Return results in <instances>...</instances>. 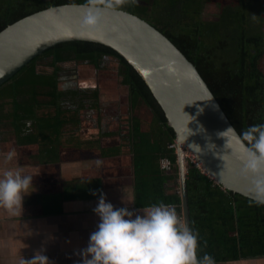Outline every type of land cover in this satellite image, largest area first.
Instances as JSON below:
<instances>
[{
  "label": "trees",
  "instance_id": "obj_1",
  "mask_svg": "<svg viewBox=\"0 0 264 264\" xmlns=\"http://www.w3.org/2000/svg\"><path fill=\"white\" fill-rule=\"evenodd\" d=\"M212 3L219 7L218 15L204 20L203 9ZM63 5L105 7L136 16L166 37L196 68L238 133L264 123V0H125L122 4L116 0H0V32L25 17ZM109 61L117 64L130 111L145 107L150 122L142 131V122L133 117L128 138L101 133L91 142H81L74 132L79 113L87 107L95 110L99 94L97 90L91 94L83 89L63 91L64 66L88 65L99 72ZM8 126L17 144L40 140L54 160L58 150L79 146L83 152L91 145L96 151L102 139L115 137L120 145L102 149L100 158H118L123 149L128 150L136 206L163 201L174 205L180 216L178 194H167L177 187L174 150L169 149L175 142L174 131L144 82L112 50L75 42L35 58L0 87V141L10 133L5 131ZM161 159L172 164L169 172L159 169ZM168 183L171 187H166ZM184 184L190 227L199 233L198 257L207 253L217 264L264 256V206L223 189L191 164L185 166Z\"/></svg>",
  "mask_w": 264,
  "mask_h": 264
},
{
  "label": "water",
  "instance_id": "obj_2",
  "mask_svg": "<svg viewBox=\"0 0 264 264\" xmlns=\"http://www.w3.org/2000/svg\"><path fill=\"white\" fill-rule=\"evenodd\" d=\"M75 42L115 52L140 77L160 107L175 134V193L186 226L190 227L184 150L216 184L254 200L239 144L231 132L222 134L232 125L206 83L166 37L136 16L105 7L63 5L17 21L0 32V87L44 52Z\"/></svg>",
  "mask_w": 264,
  "mask_h": 264
},
{
  "label": "crops",
  "instance_id": "obj_3",
  "mask_svg": "<svg viewBox=\"0 0 264 264\" xmlns=\"http://www.w3.org/2000/svg\"><path fill=\"white\" fill-rule=\"evenodd\" d=\"M114 139L111 144L102 139L97 152L91 145L83 152L79 146L58 150L54 160L40 140L19 145L11 132L2 136L0 172L5 167H21L24 174L33 176V189H29L31 193L24 197L22 210L16 214L0 207V264H28L37 253L47 257L48 264H81L80 252L99 223L93 209L100 191L114 208L127 207L134 215L143 214L144 207L135 203L128 150L123 149L118 158H100L102 149L120 145ZM13 149L16 157L5 165V154ZM217 264H264V256Z\"/></svg>",
  "mask_w": 264,
  "mask_h": 264
},
{
  "label": "clouds",
  "instance_id": "obj_4",
  "mask_svg": "<svg viewBox=\"0 0 264 264\" xmlns=\"http://www.w3.org/2000/svg\"><path fill=\"white\" fill-rule=\"evenodd\" d=\"M124 2L116 0V4ZM228 132L238 142L243 172L250 176L252 203L264 206V123L239 133L229 127L222 134ZM15 157L14 149L7 152L5 165ZM32 181L33 176L24 174L21 167H5L0 172V207L13 214L22 210L24 197L33 189ZM93 211L99 223L80 252L81 264H216L207 253L198 257V231L186 226L170 203L160 201L142 208V215H134L127 207L114 208L100 191ZM28 264H48V260L37 253Z\"/></svg>",
  "mask_w": 264,
  "mask_h": 264
},
{
  "label": "flooded vegetation",
  "instance_id": "obj_5",
  "mask_svg": "<svg viewBox=\"0 0 264 264\" xmlns=\"http://www.w3.org/2000/svg\"><path fill=\"white\" fill-rule=\"evenodd\" d=\"M69 64L64 66L65 70L63 72V80L65 81L62 85V90L67 91L69 89H74V90L83 89L84 91H88L87 94H91V92H93L94 90H97V93L99 94V100H98L99 103L97 105V108H95V110L89 109L87 107V109L79 113V116H78L79 124H77L74 127V130H75L74 132L76 136L80 138L81 142L83 141L91 142L94 138H96L97 135H100L101 133L117 134L118 137L128 138L127 136L130 135V127L132 125V118L134 117L138 119V117L135 114L131 113L129 104L125 103L126 111L128 107L127 113H128V116L130 115V117H127L126 120L123 122L119 116H116L113 124H111L110 126L109 125L110 123L106 122V120L108 119V115L106 111L109 110L108 108H110L109 105L111 102L106 101L104 93L101 92L103 91V89L105 90L106 88L102 84H100V86L96 84V86H93L91 88L88 87L89 88L88 89L85 86L86 83L79 79L80 77L77 74L76 70H74V68L71 70L69 69L68 67ZM73 64H76V63H73ZM120 100L121 98H119L117 102L115 101L114 103H112V105L114 104V107L120 106L119 104ZM127 101H128V98H127ZM114 138L115 137H109V138L105 137L104 140L106 142L107 141L112 142L114 141L113 140Z\"/></svg>",
  "mask_w": 264,
  "mask_h": 264
},
{
  "label": "rangeland",
  "instance_id": "obj_6",
  "mask_svg": "<svg viewBox=\"0 0 264 264\" xmlns=\"http://www.w3.org/2000/svg\"><path fill=\"white\" fill-rule=\"evenodd\" d=\"M218 11H219V7L217 5H214L213 3L208 4L203 9L202 18L204 20H214L218 15ZM68 67L70 70L73 68L74 70H76L77 74L80 77L79 79L86 83L85 86L87 88L96 86V84L99 86L100 84H102L106 88L105 90L103 89V91L101 92L104 93L106 101L111 102L109 105L110 108H108L109 110L107 109L108 111H106L108 115V119L106 120V122H109L110 126L111 124H113L116 116H119L123 122L126 120L127 117H130V115L128 116L127 113L128 107L126 111V105H125V103H128L127 101L128 91L119 84L120 78H118L117 75L118 67L115 62L109 61V63L106 66V69L100 72L94 71L93 68L88 65H76L70 63ZM119 98H121L119 102L120 106L114 107V104L112 105V103H114L115 101L117 102ZM131 113L135 114L138 117V119L142 122V131L146 130L147 125L150 122L151 116L150 113L145 109V107L138 106L135 109V111ZM5 131L11 132L12 129L8 126ZM115 141L116 140L114 139L113 142ZM106 143L111 144L108 141Z\"/></svg>",
  "mask_w": 264,
  "mask_h": 264
},
{
  "label": "built area",
  "instance_id": "obj_7",
  "mask_svg": "<svg viewBox=\"0 0 264 264\" xmlns=\"http://www.w3.org/2000/svg\"><path fill=\"white\" fill-rule=\"evenodd\" d=\"M175 148V142L173 145L169 146V149H173ZM183 156H184V165L186 166L187 164H191L193 167L198 168L202 173H204L202 171V168L199 164H197V162H195L192 158V156L187 152V151H183ZM172 167V164L169 163L168 160L166 159H161L159 161V169L163 172H169L170 169ZM205 174V173H204Z\"/></svg>",
  "mask_w": 264,
  "mask_h": 264
}]
</instances>
